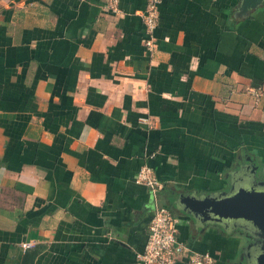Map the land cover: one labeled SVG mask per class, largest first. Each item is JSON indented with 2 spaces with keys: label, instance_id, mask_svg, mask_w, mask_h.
Returning <instances> with one entry per match:
<instances>
[{
  "label": "crops",
  "instance_id": "crops-1",
  "mask_svg": "<svg viewBox=\"0 0 264 264\" xmlns=\"http://www.w3.org/2000/svg\"><path fill=\"white\" fill-rule=\"evenodd\" d=\"M237 2L161 0L149 52L144 0H0V264H140L155 205L189 251L240 261L243 235L163 190H223L244 156L264 176V3Z\"/></svg>",
  "mask_w": 264,
  "mask_h": 264
},
{
  "label": "water",
  "instance_id": "water-1",
  "mask_svg": "<svg viewBox=\"0 0 264 264\" xmlns=\"http://www.w3.org/2000/svg\"><path fill=\"white\" fill-rule=\"evenodd\" d=\"M264 0H238L232 16L244 18ZM249 156L227 175V187L208 193H176L169 200L195 227L215 225L224 233L238 231L248 241L238 264H264V177Z\"/></svg>",
  "mask_w": 264,
  "mask_h": 264
},
{
  "label": "built area",
  "instance_id": "built-area-1",
  "mask_svg": "<svg viewBox=\"0 0 264 264\" xmlns=\"http://www.w3.org/2000/svg\"><path fill=\"white\" fill-rule=\"evenodd\" d=\"M160 0H144V7L139 17L144 27L143 46L149 51L156 49L153 31L158 19ZM115 0H107L114 9ZM134 181L146 185L152 193L161 189L150 167L142 165L135 173ZM178 219L169 208L155 205L148 221L146 240L143 249L136 254L140 264H175L184 255L188 264H215V258L206 252L189 251L176 237ZM33 241L20 243L22 249L31 247Z\"/></svg>",
  "mask_w": 264,
  "mask_h": 264
},
{
  "label": "trees",
  "instance_id": "trees-1",
  "mask_svg": "<svg viewBox=\"0 0 264 264\" xmlns=\"http://www.w3.org/2000/svg\"><path fill=\"white\" fill-rule=\"evenodd\" d=\"M163 190L165 192V200L166 202L169 204V206H172L171 203H169V200L173 198V196L176 194V193H179V192H176L175 190H172V189H168L165 187V185H163ZM238 233V231H235Z\"/></svg>",
  "mask_w": 264,
  "mask_h": 264
},
{
  "label": "flooded vegetation",
  "instance_id": "flooded-vegetation-1",
  "mask_svg": "<svg viewBox=\"0 0 264 264\" xmlns=\"http://www.w3.org/2000/svg\"><path fill=\"white\" fill-rule=\"evenodd\" d=\"M245 157H246V156H244V157L242 158V159H243V161H242V162H245ZM251 160H252V159H251ZM252 162H253V161H252ZM261 177H262V176H261ZM263 177H264V176H263Z\"/></svg>",
  "mask_w": 264,
  "mask_h": 264
},
{
  "label": "rangeland",
  "instance_id": "rangeland-1",
  "mask_svg": "<svg viewBox=\"0 0 264 264\" xmlns=\"http://www.w3.org/2000/svg\"><path fill=\"white\" fill-rule=\"evenodd\" d=\"M160 1H161V0H160ZM159 3H160V2H159ZM158 5H159V4H158ZM155 43H156V41H155ZM257 159H258V158H257ZM258 175H259V174H258ZM259 177H261V176L259 175ZM238 263H239V262H238ZM238 263H237V264H238Z\"/></svg>",
  "mask_w": 264,
  "mask_h": 264
}]
</instances>
